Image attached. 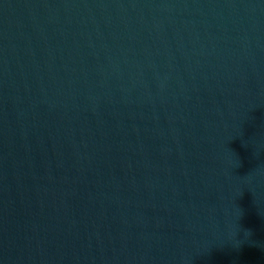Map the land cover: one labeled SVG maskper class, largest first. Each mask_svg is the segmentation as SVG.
Instances as JSON below:
<instances>
[{
  "label": "water",
  "instance_id": "obj_1",
  "mask_svg": "<svg viewBox=\"0 0 264 264\" xmlns=\"http://www.w3.org/2000/svg\"><path fill=\"white\" fill-rule=\"evenodd\" d=\"M0 264H264V0H0Z\"/></svg>",
  "mask_w": 264,
  "mask_h": 264
}]
</instances>
